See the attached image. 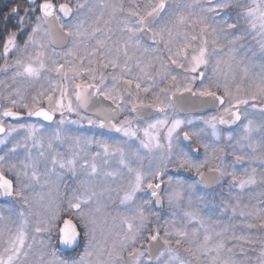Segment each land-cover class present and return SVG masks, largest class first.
<instances>
[{"label":"snow or ice","instance_id":"snow-or-ice-1","mask_svg":"<svg viewBox=\"0 0 264 264\" xmlns=\"http://www.w3.org/2000/svg\"><path fill=\"white\" fill-rule=\"evenodd\" d=\"M28 5L14 29H5L6 35H0V74L10 81L0 80L5 90L0 91V134H4L0 138L4 145L0 149V197L13 198L21 205L19 210L14 205L6 211L0 209V264H264V172L257 176L253 166L256 161L264 166V119L256 124L252 118L257 110L264 118V63L256 72L252 70L256 65L231 55L248 37L264 52V0H146L143 4L98 0L74 7L71 0L58 4L28 0ZM12 12L18 14L19 10ZM148 35L155 47L146 45ZM225 50L242 75L238 79L235 71L223 73L221 82L222 60H216L213 67L211 58ZM210 67L212 75L208 74ZM197 82L200 87L194 90ZM221 89L223 95H218ZM176 93L218 102L223 114L204 120L216 140L221 139L217 122L242 124L235 143L227 135L223 139L228 147L213 149V154L219 151L222 155L209 171L230 178V190H247L248 203L243 207L238 194L236 204L229 201L220 210L227 212L230 207L232 219L239 215L245 228L257 229L260 235H238L231 219L217 231L206 225L191 199L182 215L174 211L163 225L149 228L150 217L158 216L153 208H161L165 200L175 208L184 200L185 185L168 175V168L195 171L203 179L201 169L208 166L207 159L195 163L190 155L200 147L207 152L209 145L203 143L206 130H184L193 120L170 118L169 111L175 113ZM28 96L30 102H26ZM148 96L150 103L145 102ZM99 98L110 103L90 116L88 109ZM42 101H47V109ZM20 109L28 117L49 122L59 112V125L65 124V113H74L78 119L68 123L86 121L126 139L110 145L71 136L60 127L45 134L44 125L5 123L4 118L18 120ZM147 109L161 115L153 117L144 111ZM21 131L25 134L15 139L13 134ZM66 141L68 153L58 150V142ZM192 141L198 146L185 143ZM93 144L99 150L91 151ZM145 154L151 156L154 166L147 170L142 163L134 166ZM115 158L120 167L107 170L109 159ZM237 165L245 169L243 173H238ZM124 170L129 179L115 189L123 192L121 204L135 203L137 194L145 191L154 199H142L134 216L121 220L111 244L107 237L101 242L95 219L84 209L105 191H112L110 185L123 178ZM7 173L13 174L15 182L6 178ZM68 176L78 181L66 203L67 211L79 220V230L71 219L57 226L62 211L56 202L59 197L49 199L43 218L30 225L36 187L59 192ZM189 225L199 227L190 229ZM41 233L49 235L38 239ZM54 239L67 249L74 251L80 244L83 249L77 256L65 257L52 249ZM251 252L257 255L252 257Z\"/></svg>","mask_w":264,"mask_h":264},{"label":"rangeland","instance_id":"rangeland-1","mask_svg":"<svg viewBox=\"0 0 264 264\" xmlns=\"http://www.w3.org/2000/svg\"><path fill=\"white\" fill-rule=\"evenodd\" d=\"M54 2L56 3H60V2H64V0H54ZM89 3L90 5H93L95 3L98 2V0H71V4L74 7L77 3ZM128 0H125V3H127ZM137 2L143 4L146 2V0H137ZM28 7H25L23 10L19 11L18 16L19 15H24L25 9ZM13 10V9H12ZM85 13H87V9L84 10ZM19 18V17H18ZM17 18V21H18ZM84 18V17H82ZM17 24V22H16ZM14 29V27H13ZM13 29H8V30H13ZM252 42V46L250 47H244V49L242 48V52L241 53H234L231 55H234L236 57V60H243L244 63L248 64V65H256L255 68H253V71L258 72L259 69V65L261 63H264V52L261 51L259 44L251 39ZM147 46L150 47H155V45L153 44H146ZM162 47V45H161ZM61 50V49H60ZM59 51V50H58ZM166 55V53H165ZM229 56V55H227ZM221 59L222 62L220 64V79L221 82L224 81V75L223 73H230L232 71H235L237 74V78L239 79V77L242 75V72L239 71V69L236 67L235 63H231L228 58L224 59L221 55L219 57H212L211 58V64L213 66V64H216V60ZM0 63H2V61H0ZM229 63H231V68H229ZM158 67V65H157ZM214 67V66H213ZM108 71H111V69H109ZM150 71H153L154 74V70L150 69ZM208 74L212 75V68L210 67L208 69ZM9 76L11 75V73L9 72L8 74ZM231 77L229 76V79ZM0 80H5L6 82H10L7 80V77H5L3 74H0ZM109 84L111 83L110 81L108 82ZM163 86V85H162ZM196 86L200 87L199 82L196 83ZM195 87V88H198ZM215 90V89H213ZM0 91H5L3 89V86L0 85ZM218 93H220L221 95H223V90H219ZM56 96L58 98L59 93H56ZM31 97L28 96L26 102H30ZM74 100V97H73ZM2 104L3 101L1 100ZM41 105H44L46 108L48 107L47 101H42ZM56 115V121L50 125H46V127H44V133L45 134H49L52 130L56 129L57 127H60L62 130H64L66 133H68L71 136H79V137H84L83 134L87 132V130H89V126H86V121L83 122V127H84V133L81 132L80 130H78V126H80L79 124H73V123H68L67 121L69 120H77L78 117L72 113H65V116H68L66 119V122L64 125H59V121L61 119L60 113L56 112L54 113ZM254 121L256 124L261 123L262 118L258 112H256L254 114ZM246 122V121H245ZM41 125H37V127H40ZM242 134V124H239L238 128L232 132L227 133L225 136L227 135H231L234 139H233V143H235V140L239 139L240 135ZM12 137H9V140H11ZM15 139H18L15 137ZM99 141H103V142H107L110 145H116L119 144L118 142H113L108 140L107 138H102L101 136H99ZM204 143L209 145V148L207 150V152L204 149V153H205V159H207V161L209 162V159H212V156L210 155L211 152L213 151L214 148H218L219 147V143L218 140L212 138V139H207ZM220 143H222L221 147H228L227 141H225L224 139H222V141L220 140ZM95 144H93L91 146V151H97L99 150L97 148V146L95 145V149H93ZM11 145L9 144V147ZM0 149H4V145H0ZM22 150V149H21ZM58 150L68 153L69 152V142H63L60 143L58 142ZM230 151V149H229ZM244 151L246 152H250L251 149H244ZM36 150H33V154L35 155ZM3 152L0 151V155H2ZM228 161L232 160V157L229 156L227 157ZM204 162V161H203ZM215 164L210 163V166H213ZM256 168V172H257V176H259V174L261 172H264V166L261 165L260 161H256V163L253 165ZM120 166L118 164V158L115 159H109V167L107 170H116L118 169ZM244 168L237 165V171L238 173H243L244 172ZM9 175L13 176V174L9 173ZM128 173L126 170H124V174H123V178L120 180H117L115 183H112L110 185V187L113 189L112 191H105V194L101 197H99L96 201H94L91 205H89L88 207L90 208V211H88L91 216L95 219L96 221V226H97V237L98 239L103 242V240L105 239V237L108 238L109 240V244H111V242L113 240L116 239V234L117 232L120 231L121 229V220L125 217L128 218H132L134 216V214L137 212L138 207L142 204V199H144L143 195L141 194H137V199L135 201V203H127V204H121L120 203V198L123 196V192H117L115 189L118 187L119 184H126V180L128 177ZM224 181L225 187H218L216 189L215 192H210V193H203V190L201 191H195L194 195H193V199L192 200V206L193 208H199L200 209V214L202 219L205 221L206 225H210L212 227H214L217 231L224 227L225 225H227L231 219V222L236 224V229L239 230L238 235H244L248 232H251L253 234V236L256 235H260L261 233L258 232L257 229H247L244 227L243 223H241L242 218L239 217V215H237L236 218L232 219V212H231V208L229 207V210L227 212H222L220 209L223 206L228 205V202L231 201L232 204H236L237 200H236V196L239 194L242 197V203H241V207H243L244 204L248 203V192L247 190H245L243 193L240 192L239 189H231L229 188V184H230V178H222V182ZM222 184V183H221ZM185 196H184V200L183 203L178 205L175 208H170L168 206L167 201L165 200V205L164 207H166L164 209V211H157L158 212V216H152L149 219V228H155L157 226V224L159 225H163L165 223V221H168L172 218V213L175 211L179 214H183L184 211L188 210V200L190 199L188 197V192H187V186L188 184L185 185ZM78 187V181L75 180L74 178H72L71 176H68L65 180V182L63 184H61L59 186V192H57V190L55 188H53L51 190V192L49 191L48 187H40L37 186L35 193L32 194L34 196V204H33V213L34 215L29 216V222L30 225H34L36 222L37 218H43L44 214H45V210H46V206L48 204L49 199H56L57 197H59V199H56V202L59 203L60 202V198H63L65 194L70 193L74 188ZM99 191V189H98ZM223 191H225L226 193H223ZM256 191L258 192L259 189L257 188ZM196 193V194H195ZM41 197L43 198L41 200ZM15 206V208L17 210L20 209L21 205L19 203H17L13 198H11L9 201H7V203L4 204H0V209L2 210H7L10 206ZM63 205L64 207L67 208V203L66 200L64 199L63 201ZM169 210V211H167ZM214 211V212H213ZM239 212V209H238ZM73 218H77L76 215L72 214ZM61 218L56 222L57 226L60 224V220L63 218L62 215H60ZM138 222V221H137ZM193 226L195 227H199V225H189V228L191 229ZM203 232V230H201V233ZM231 233H229L230 235ZM49 235V233H41L38 236V239L40 237H47ZM53 237H55V233L52 234ZM145 235H148L147 230L145 231ZM163 235V229L161 228V236ZM58 241H56L54 239L53 243L51 244V247L53 250H56V247H53L54 245L56 246ZM231 241L229 242V246H231ZM242 243V241L240 242ZM252 247V246H249ZM257 248V252H258V248L259 245L255 246ZM55 248V249H54ZM257 252H251L250 255L252 257H255L257 255ZM93 260H95V256H93Z\"/></svg>","mask_w":264,"mask_h":264},{"label":"flooded vegetation","instance_id":"flooded-vegetation-1","mask_svg":"<svg viewBox=\"0 0 264 264\" xmlns=\"http://www.w3.org/2000/svg\"><path fill=\"white\" fill-rule=\"evenodd\" d=\"M13 1H14L13 2L14 4H11L10 6H8L7 7L8 10H7L6 14L3 15V20H4V23L6 25L5 26L6 29H13V27L16 25L17 18L19 17L18 14H13L12 9H18L19 11H21L25 7L29 6L28 5V0H13ZM2 35H6L5 31L3 32ZM251 39H252V37H248L245 41H243V47L238 45L237 46V50L234 53H238L239 54V53L242 52V48L244 49V47L252 46ZM145 43L146 44L147 43L148 44H152V42L149 43V42H146V41H145ZM57 50H60V49H57ZM231 54H233V53H231ZM227 55H229L227 53V50H225L224 53H221V56L224 59L228 58ZM213 66H215V64H213ZM205 82L207 83V81H205ZM195 87H198V86L195 85L194 86V90H195ZM145 102L146 103H150L151 102V96L146 97L145 98ZM0 104H2L1 100H0ZM41 106L46 108L44 105H41ZM129 107H131V106L129 105ZM225 107H227V104L225 105ZM19 111L21 112L22 116H20L18 120H13L12 118H4L5 119V123L35 124V125H44V127H46V125H50V124H52V123H54L56 121V115L55 114H54V118H53L52 122H46L43 119H41L40 117H28L27 116V112L24 109H20ZM256 112H258V110ZM256 112H254V114ZM222 114H223V110L220 107H218L217 109H209V110H204V111H200V112L196 111V112H190V113H181L176 108H175V113H173L171 110L169 111L170 118L172 116H175L176 118H180V119H191V120H193V124L192 125H184L183 126L184 130L191 129V130H197L198 131L199 129H205L207 135L203 138V143L207 139L214 138V137L211 136V128H209L206 124H204V120L208 119L210 117H213V116L219 117ZM89 115L92 116L93 114H89ZM159 115H161V114H159V113L152 114L153 117H156V116H159ZM67 117L68 116H66V118ZM93 118H98V117H93ZM122 118H123V115H121L119 119H122ZM239 124H241V123L238 122L234 127H231V128H224V127H221L218 124V122H217V128L221 132V139L220 140L222 141L223 137L227 133L236 130L238 128ZM86 126L87 127L89 126V128H88L89 130H87L86 133H84L83 123H80V126H78V130H80L81 132L84 133L83 134L84 137H91V138H94L95 140H99V136H101L102 138H107L110 141L118 142V143H121L123 140L126 139V138H124L122 136V134H119V133H116V132H108L105 129L100 128L98 126L89 125L87 122H86ZM24 134L25 133L23 131H21L19 134L14 133L13 136L18 138V139H20ZM3 136H4V134H0V138H2ZM220 140H218L219 147H221V145H222V143H220ZM185 143L191 144V147H197L198 146L195 141L185 142ZM94 149H95V145H94L92 150H94ZM20 154H21V158H23V155H24V150L23 149L20 150ZM190 155H192L193 160H194L195 163H202L203 161H205V157L206 156H205L203 147L199 148L198 153H190ZM210 155L212 156V159H209L207 167H204V168L201 169V171L203 173L206 172V171H209V168L211 167L210 163H213V164L219 163L217 157L221 156L222 153L217 151L215 154H213V151H212ZM141 163H142L143 168L145 170H147L150 167L154 166V161L152 160L151 156L148 155V154H145L144 159L142 161H138L137 164L134 165V166H138ZM167 171H168V175H172L173 176L174 180H180L184 185H186V184L193 185V187H191L190 189L189 188L187 189L188 197L190 199H193V195H194L195 191L203 190V193H210V192H215L218 187H222L223 186V188H224L225 185H226V184H224V181L222 182V178L219 176L220 180H219L218 184H216L214 186H211L209 188H206L204 183L201 181V178L195 173V171H184L183 169H181V172L179 173V172H176L175 169H172L171 167H169ZM184 172H186V173H184ZM6 177L8 179L13 180V182H15L14 176L9 175V173L6 174ZM128 179H129V175H128L127 179H125L126 183H127ZM164 180L167 181V176L164 177ZM162 187H164V186L162 185ZM223 193H226V192L223 191ZM138 194L143 195L144 199H152L150 197V192L149 191L141 192V193H138ZM66 196H67V194H65L63 198H60L59 204L61 205V209H62L60 215H62L63 218L60 220V222H59L60 224L58 225V227L61 226L63 220L71 219L73 221V223L77 225L78 230H79V220L76 219V218H73V215L71 213H69L67 211V208L64 207V205H63V201H64V199L66 200ZM10 199L11 198L1 199V197H0V204H4L5 205L7 203V201H9ZM164 205L165 204H163V206L161 208H159V209L153 208V211H164V209L166 208V207H164ZM84 210L88 212V211H90V208L87 206V207H85ZM167 211H169V210H167ZM236 232L238 234L239 230L236 229ZM145 243H146V241H145ZM53 247H56V250H58L59 253H62L65 257H67V256H77L78 253L83 249V244H80V246L78 248H76L74 251L70 250V249H67L63 245H59L58 242H57L56 246L54 245Z\"/></svg>","mask_w":264,"mask_h":264},{"label":"water","instance_id":"water-1","mask_svg":"<svg viewBox=\"0 0 264 264\" xmlns=\"http://www.w3.org/2000/svg\"><path fill=\"white\" fill-rule=\"evenodd\" d=\"M144 40L146 42H149V43L152 42L150 35L145 36ZM56 47H57V49H61V44L59 41H57ZM217 94L221 95L219 93H217ZM170 95H171V93H170ZM109 103L110 102H108V101H103L102 98L94 99L90 108L88 109V113L94 114L97 111V109L104 107V106H107V105H109ZM173 103L175 105V108L181 113H190V112H196V111L200 112V111L209 110V109H217L219 107L217 101H214V100L209 99V98L198 97V96L193 97L190 93H184L183 95H181L180 93H176L175 98L173 100ZM45 109H47V108H45ZM144 111L146 113H150L151 115L155 113L151 109H147ZM20 116H22V114ZM33 117H35V116H33ZM119 118H120V116L117 118V120ZM46 122H49V121H46ZM236 124H233V125H221V124H219V125L221 127H224V128H231V127H234ZM103 129H105L108 132H114L113 130H110L108 128H103ZM175 171L179 172V173L181 172V170H175ZM184 173H186V172H184ZM219 180H220L219 174L215 173V172H211V171L204 172V177H203V179H201V181L204 183L206 188H209L211 186L218 184ZM1 199H7V198L1 197ZM152 199H154V198H152ZM62 226H63V222H62L60 227H62Z\"/></svg>","mask_w":264,"mask_h":264},{"label":"trees","instance_id":"trees-1","mask_svg":"<svg viewBox=\"0 0 264 264\" xmlns=\"http://www.w3.org/2000/svg\"><path fill=\"white\" fill-rule=\"evenodd\" d=\"M13 2V0H0V35H2L4 30L6 29V25L3 20V15L6 14L8 10L7 7L11 4H14Z\"/></svg>","mask_w":264,"mask_h":264}]
</instances>
